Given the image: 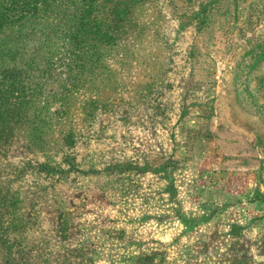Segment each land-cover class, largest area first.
Returning a JSON list of instances; mask_svg holds the SVG:
<instances>
[{
	"label": "rangeland",
	"instance_id": "rangeland-1",
	"mask_svg": "<svg viewBox=\"0 0 264 264\" xmlns=\"http://www.w3.org/2000/svg\"><path fill=\"white\" fill-rule=\"evenodd\" d=\"M0 6V264H264V0Z\"/></svg>",
	"mask_w": 264,
	"mask_h": 264
},
{
	"label": "crops",
	"instance_id": "crops-1",
	"mask_svg": "<svg viewBox=\"0 0 264 264\" xmlns=\"http://www.w3.org/2000/svg\"><path fill=\"white\" fill-rule=\"evenodd\" d=\"M214 151H216V149L214 150ZM222 152V155H224V156H228V152H226V149H224V147H222L221 148V150H219L218 149V152ZM258 153V152H257ZM257 153H256V155H257ZM252 155H253V153H251ZM257 158V157H256ZM222 159V158H221ZM256 165L255 166H253L252 167V169L251 170H249V171H247V172H245L244 174L241 172V173H239V174H241V176H242V179H244L245 180V183H246V185H244V186H242V187H244L243 189L246 191V192H243L242 193V191H240L242 194H237V193H235L236 195H234V193H231L232 195L231 196H235V198H242V197H245L246 195H248V193H250L249 194V198H247V200L246 201H248V203L249 204H251V203H253V202H257L258 201V199H261L262 197H263V189H257V186H258V180H259V177H261L262 175L260 174V170H261V168H262V160L261 159H259V163H258V159H256ZM224 163V162H223ZM225 164V163H224ZM218 166L220 167H222V164H220V163H218ZM217 181H215L214 183H216ZM218 185H221V184H219L218 183ZM223 187H225V186H223ZM248 188H250V189H248ZM261 188H263L262 186H261ZM242 188H241V190H243ZM257 190H259V191H257ZM225 191V190H224ZM254 194L256 195V197H254L253 198V196H254ZM227 199L229 198V196L228 197H226ZM221 201V200H220ZM219 201V199H215L214 201H213V203L215 202V204H217V205H220V206H222V207H227V205H230V204H226L227 202L224 200V204L222 203V202H220ZM212 203V202H211ZM242 203V201H239L238 202V200L236 199V200H234L232 203H231V205H230V207L232 208H234V207H236V206H238V205H240Z\"/></svg>",
	"mask_w": 264,
	"mask_h": 264
},
{
	"label": "trees",
	"instance_id": "trees-1",
	"mask_svg": "<svg viewBox=\"0 0 264 264\" xmlns=\"http://www.w3.org/2000/svg\"><path fill=\"white\" fill-rule=\"evenodd\" d=\"M2 0H0V2H1ZM38 1V0H37ZM10 5H15L13 2H11V4ZM3 9V7H1L0 6V22L2 21V19L5 17V16H7V14H5V13H3L2 10ZM8 16H10V18H12V14H9ZM241 199V198H240ZM238 200V199H237ZM239 201H241V200H238V202Z\"/></svg>",
	"mask_w": 264,
	"mask_h": 264
}]
</instances>
